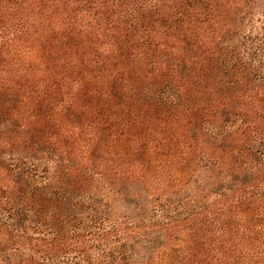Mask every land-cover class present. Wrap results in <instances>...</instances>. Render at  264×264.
Masks as SVG:
<instances>
[{
    "label": "trees",
    "instance_id": "16d2710c",
    "mask_svg": "<svg viewBox=\"0 0 264 264\" xmlns=\"http://www.w3.org/2000/svg\"><path fill=\"white\" fill-rule=\"evenodd\" d=\"M0 264H264V0H0Z\"/></svg>",
    "mask_w": 264,
    "mask_h": 264
}]
</instances>
